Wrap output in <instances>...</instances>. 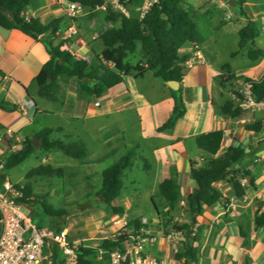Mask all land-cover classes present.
<instances>
[{"label":"crops","instance_id":"0c3cea01","mask_svg":"<svg viewBox=\"0 0 264 264\" xmlns=\"http://www.w3.org/2000/svg\"><path fill=\"white\" fill-rule=\"evenodd\" d=\"M214 1L216 0H199L197 7L191 4L195 18L203 16L208 25H214L215 18L211 5ZM228 1L217 0L223 7L230 6ZM244 1L243 8L250 19H264V0ZM47 4H49L48 0H41L40 9L49 7ZM236 5H238L237 0ZM39 11H32L30 8L28 12H25V16L28 19L38 17ZM244 20L247 21L246 18ZM41 21L47 23L43 19ZM196 23L199 28L198 42L186 44L182 48L183 54L190 55V59H194L195 46H198L201 55V59H195L194 66L188 67L183 79L187 113L178 120L173 130L167 133H160L158 129L173 112L174 100L168 84L164 81L158 83L156 80L159 78H156L152 72L154 81L149 83H146L149 72L144 78L125 77L121 85L105 93L101 100L104 101L103 103L94 98L79 97L76 86L72 87L76 85V82L68 77H60L57 94L64 100L63 107L55 114L38 110L34 102L27 97L26 91L43 65L50 60V55L40 40L32 39L19 30H6L0 27V101L19 105V111L13 113L0 110V123L25 138L29 135H25L24 130L38 122L41 117L60 116L63 119L61 124L46 127L54 130L51 135L54 138L52 140H62L68 143L83 141L89 150L88 157L81 161L75 160V163L80 167H88L99 178L102 177L105 169L118 162L130 149H135L136 157L133 165L124 173V190L120 198L122 203L126 199L130 202L133 200L131 191L125 194L127 188L125 176L127 173H135V168L139 172H144L147 180L155 182L150 187V191L159 190V184L170 178L171 168H175L183 192L182 202L188 203V197L197 192V183L190 177V162L196 161L200 165L204 160V155L197 147L194 138L201 133L218 129L225 130L226 138L220 154L224 153L230 145L240 144L244 147L250 158L246 159L242 166H247L252 172L256 188L250 186V177L244 179L243 184L246 186L247 194L243 200H238L233 197L230 184H219L218 187L223 191L224 196L230 198L212 208L206 207L202 215L197 218V225L192 234H195L194 246L198 252V260L192 264H264V228L257 232L255 225L256 211L264 201V131L261 135L243 131L232 124L233 119L221 116L220 107L226 99L219 102L223 89L217 82V77L226 74V71L222 69L223 66L220 69L216 68L214 62L207 58L201 50L204 38L200 25L197 21ZM98 35H95L93 39L98 38ZM81 41L85 45V42ZM256 45L255 40L253 48L262 49ZM84 52L85 57L94 56L87 47ZM256 62L258 64L252 70L260 72L264 68V62L261 59ZM97 103L100 106H96ZM103 117L109 118L110 121L101 123L102 120L99 121V119ZM114 126L117 130L112 128ZM36 132L31 131L33 135ZM90 144L93 152H91ZM55 154L58 153L45 152L37 148L31 155L35 160L33 168L41 164L63 168L64 178L69 179V184H75L77 176L68 174L65 168V165L69 166L71 162L65 165L57 163L53 158ZM105 162L111 163L104 169H100V164ZM135 175L138 177L136 173ZM89 176H93L91 172L85 178ZM140 186L142 191L149 190L143 182ZM64 192L66 195L70 193L66 189ZM124 194L125 198H123ZM147 198L152 201L154 197L148 194ZM180 208H177L175 220ZM126 217L127 211L122 217L112 216L105 224L110 232L114 233L117 229L115 222L119 219L126 220ZM189 217L191 221V216ZM190 221L183 224H189ZM241 225L248 233L246 240L240 235ZM103 226L104 223L99 222L98 228ZM59 227L57 225L46 229L56 232ZM66 231L69 234V231ZM110 232H98V236L92 238L71 239L86 241L88 246L92 247L109 237ZM149 238L145 242L147 254L156 256L168 264L181 263L174 258L180 249L177 242L164 239L161 243L159 241L152 243ZM245 241H247L246 244H244ZM171 249L173 255H171ZM98 261V264H105L102 256L98 255ZM108 264L111 262L109 261Z\"/></svg>","mask_w":264,"mask_h":264},{"label":"trees","instance_id":"16d2710c","mask_svg":"<svg viewBox=\"0 0 264 264\" xmlns=\"http://www.w3.org/2000/svg\"><path fill=\"white\" fill-rule=\"evenodd\" d=\"M74 3H81L90 12L98 11L105 7L103 19L105 23L112 26L102 30L95 39L100 47L99 53H94L91 61L79 59L68 49H64L67 41L54 43V39L61 30L63 20L56 17L52 21L43 23L40 18H26L34 0H0V27L6 30H19L26 36L40 40L48 54V60L42 67L39 74L30 83L26 94L34 102L38 110L48 114H55L61 110L64 100L57 94L59 78L68 77L76 82V91L81 98H94L96 101L103 99L105 93L115 86L124 82L127 76L144 78L146 73L152 72L156 77L168 82H178L180 88L171 90L174 100V109L168 120L158 129L160 133H167L173 130L179 119L187 113V106L184 98L183 79L188 70L186 65L190 55L183 54L182 48L186 44H195L199 39V28L195 21L190 0H159L154 4L147 15L140 18V9L144 0L123 1L122 5L129 13L115 10L111 5H105L103 0H69ZM245 1L237 0L240 6V14L246 18V24L239 30V50H242L254 42L260 35V24L258 20L248 17L243 8ZM248 52V57L257 61L264 58L262 49L253 48ZM238 54L235 51L232 56ZM131 57L138 58L136 63L130 61ZM230 65H224L226 74L219 75L217 82L223 89H226L230 82L237 78V74L230 69ZM245 85L251 90L255 101L264 100V76L259 79L250 77L244 78ZM19 105L0 101V110L8 113L19 111ZM246 110L241 108L232 99H226L220 107L221 116L229 119L239 120L245 116ZM8 128L0 123V133H5ZM246 131L261 135L264 131V120L254 121L246 127ZM54 132L51 128H44L37 131L32 137H25L21 141L22 148L12 153L2 171H0V187L5 182V176L9 171L23 164L36 151L34 143L45 152L61 151L68 158L81 161L88 157V147L83 141L65 142L62 140H51ZM17 135V133H15ZM225 130L218 129L197 135L195 143L204 155V160L190 162V177L196 181L197 192L188 197L189 213L191 221L189 224H182L175 220V213L180 207L183 192L178 181V172L171 168L170 178L159 184V194L164 201V211L160 210V204L153 198L155 212L158 214L160 226L164 229L170 227L180 231L183 242L174 258L182 264H192L198 260V252L194 246V238L191 234L197 225V218L208 207L212 208L223 203L226 198L223 191L218 187L221 183L231 185L232 195L235 199L243 200L247 194L246 186L242 180L251 178L250 186L256 188L255 179L247 166H242L246 159L250 158L248 151L240 144L230 145L226 151L220 154L224 142ZM136 157V150L130 149L118 162L112 164L102 173V181L99 190L95 193V199H99L102 208L112 216H124L126 209L120 203L124 190V173L133 165ZM65 172L63 168H54L51 165H39L26 176L28 181L36 178L63 179ZM18 188H23L25 196L18 201L27 209L34 210L37 206L50 216L59 219L57 231L63 230L62 221L69 216L65 209L54 208L48 200V195L38 196L33 199L34 191L30 182ZM194 196H197L198 203ZM1 219V216H0ZM256 231L264 228V201L259 205L255 215ZM129 227L136 229L147 228L146 224L138 219L128 222ZM41 227V224H39ZM43 228V227H41ZM241 236L246 240L248 233L241 225ZM1 232V228H0ZM125 237L109 236L99 241L95 246L81 247L79 251V264H95L94 260L100 250L113 252L122 248ZM247 241L244 242L246 244ZM51 258L53 264L64 263L63 256L56 245L52 246ZM250 264V263H246Z\"/></svg>","mask_w":264,"mask_h":264},{"label":"rangeland","instance_id":"374dc122","mask_svg":"<svg viewBox=\"0 0 264 264\" xmlns=\"http://www.w3.org/2000/svg\"><path fill=\"white\" fill-rule=\"evenodd\" d=\"M48 2L49 4L47 5L49 7L40 9L41 0H34L30 8L32 9V11H39L40 9L37 15L39 18L43 19V21L46 22L52 21L55 17L58 16L62 18L63 32L61 35H56L54 39L55 44H58L61 41H67V44L64 45V49L72 50V52L80 54L81 56H85V47L89 48L93 52V55L95 51L96 53L100 52V47L96 43L95 39H93V37L95 35L97 36L102 30L112 26L111 23L104 22L103 11L105 10V8L93 12L88 11L87 14H84L83 16L76 19H72L66 15V11L64 8L65 4H63L61 0H48ZM190 3L193 6L197 7L199 4V0H190ZM211 5L215 18L214 25H208L203 16L196 19V21L200 25L201 33L204 38V42L201 44V50L204 52L207 58L211 59L214 62L216 68L220 69L224 65H230V69L235 71L238 75L236 79L229 83L226 89L222 88L223 91L220 96L221 98H219V102H221L225 99L231 98V96L229 95L230 91L244 89L245 77H250L252 79L262 78L264 68L261 69L262 72L261 70L260 72H254L252 70V68L258 64V62L253 61L248 57V52L253 45L252 43L246 45L244 49L239 50L238 45L240 43V38L238 32L241 26L246 24L244 18L240 14V6L235 5L223 7L220 3L217 2V0L212 2ZM114 9L118 10L116 8ZM258 21L260 24V28L262 29L260 35L256 38V47L262 48V50H264V19H260ZM71 24H74L78 29V35L74 37H68V33H66ZM64 37L67 38L65 39ZM81 40L85 42V45ZM235 51H238V54L232 56ZM90 59H92V57ZM130 61L132 63H136L138 61V58L131 57ZM261 61L264 62V59H261ZM148 74L149 76L146 78V83L154 81L151 72H149ZM156 81H158V83H163V81L160 79H157ZM76 85H73L72 87L74 88V86ZM99 102L103 103L104 101L100 100ZM100 120H102L101 123L110 121L109 118L107 119L105 117L99 119V121ZM239 120H243V122H239ZM239 120L233 119L232 124L235 127L238 126L243 131H246V127L252 124L254 121L264 120V111L248 110L246 111L245 116H243V118ZM62 121L63 119L57 115L41 117L38 122L33 123L30 127L24 130L23 133L27 136L29 135V137H32L33 134L31 133V131H39L48 126H55L61 124ZM112 128L114 130H117L115 126ZM17 136L21 141L24 138L19 133L17 134ZM52 139L54 138L51 137V140ZM34 143L36 147L40 149L36 140L34 141ZM90 148L91 152H93V147L91 146V144ZM57 153L58 154L53 155L55 162H60L64 165L68 164V162H71V165H65V168L68 174H74L75 176H77L75 184H69V179L67 178L57 180L40 177L28 181L26 179V175L31 169H33L35 165V160L33 159V157L29 158L23 164L18 165L17 167L9 171L5 176V181L8 180L21 186L30 182L34 191L33 199H36L38 196H44L46 194L48 195L47 198L49 200V203L54 208L65 209L69 213V216L66 219L64 218L62 223L64 229L69 231V238H92L98 236V232H110V230L107 228L108 226H106L105 223L112 218V214L104 211L101 201L94 198L95 192L99 189L102 177H97V174L90 171L88 167L78 166L77 163H75V160L68 158V156L63 152L57 151ZM110 163L111 162H105L103 164H100L99 168L104 169ZM89 172H91L93 176L85 178V176ZM134 172L138 177H136L135 173H127V175L125 176V184L127 187L125 190V194H127L128 191H131L133 193V197L131 199L133 200L130 202V200L128 201V199H126V201H123L124 203L120 201V203L127 211L126 221L129 222L130 220L136 218L142 221L143 224H146L148 226L147 228H145L146 230L144 237L146 238V240L149 238L148 236H154V243L156 241H159V243H161V241H163L164 239H169L168 236L172 233L173 238L169 240L175 241L177 242L178 246H181L184 239L183 234L172 227L168 229L162 228L159 223L158 214L156 212L154 213L153 202L147 198L148 194L153 195V197L156 198L161 206L160 210L164 211V201L161 199L159 190L150 191V187H152V184L155 182L147 180L146 174L141 171L139 172L138 170H136V168ZM142 182L148 186L149 190L142 191L140 189V183ZM65 189L69 190L70 193L66 195V193L64 192ZM226 193L228 192L226 191ZM125 194L123 195V198L126 197ZM229 198L230 197H228L227 200H229ZM180 207L181 208L179 210V213L176 216V221L179 223V225H182L183 223L190 221V214L188 209L189 205L186 202H182ZM23 211H29L35 223H37L38 225L41 224V227L43 228H54L58 225L59 219L57 217L50 216L47 212L42 210V207L40 206H37L36 208H34V210L27 209L25 207ZM99 222H103L104 226L98 228ZM113 234L114 233L111 231L110 236H113ZM191 238H195V234H191ZM98 255L99 253H97L95 257V264L99 263ZM171 255H173L172 249ZM99 256L103 257L105 264L109 263L110 260L108 254Z\"/></svg>","mask_w":264,"mask_h":264},{"label":"built area","instance_id":"2783aa9c","mask_svg":"<svg viewBox=\"0 0 264 264\" xmlns=\"http://www.w3.org/2000/svg\"><path fill=\"white\" fill-rule=\"evenodd\" d=\"M65 4L66 15L76 19L88 13L81 3H74L69 0H61ZM105 5L121 10L129 15L122 2L129 0H103ZM159 0H144L140 9V18L147 15L151 7ZM105 8V7H104ZM59 30L57 35H61ZM68 37L78 35V29L71 24L68 30ZM65 39L67 37H64ZM194 59L186 62L187 67L195 65V59H201L198 46H195ZM72 52V50H70ZM79 59L91 61L89 57L76 54ZM245 84V83H244ZM251 90L245 85L244 89L232 90L229 92L231 98L244 110L264 111V100L255 101ZM96 106H100L99 103ZM12 129L0 133V171L6 165L8 157L22 148L21 140ZM244 180V179H243ZM242 180V182H244ZM25 196L23 188H18L15 183L5 181L0 187V264H53L51 258L52 246L56 245L63 256L62 264H79V251L81 247H90L86 241H74L69 238L66 230L52 231L41 228L35 223L30 212H25L24 205L18 203ZM145 223V222H144ZM117 227L112 237H125L122 248L113 252L100 250L99 255L108 254L111 264H168L158 257L147 254L145 248V228L136 229L129 227L126 220H117ZM169 239L173 238L171 233ZM155 238L150 237L149 241L154 242ZM179 264H182L179 263Z\"/></svg>","mask_w":264,"mask_h":264},{"label":"water","instance_id":"95a60500","mask_svg":"<svg viewBox=\"0 0 264 264\" xmlns=\"http://www.w3.org/2000/svg\"><path fill=\"white\" fill-rule=\"evenodd\" d=\"M228 4L230 6H235L236 5V0H229ZM167 84L171 88V90H177V89L180 88V84L178 82H168ZM194 200H195L196 203H198L197 196H194Z\"/></svg>","mask_w":264,"mask_h":264}]
</instances>
